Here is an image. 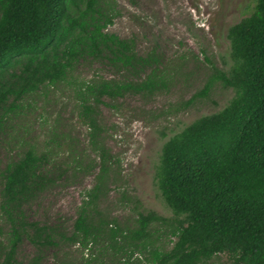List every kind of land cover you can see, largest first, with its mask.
Instances as JSON below:
<instances>
[{
    "label": "rangeland",
    "instance_id": "rangeland-1",
    "mask_svg": "<svg viewBox=\"0 0 264 264\" xmlns=\"http://www.w3.org/2000/svg\"><path fill=\"white\" fill-rule=\"evenodd\" d=\"M104 32L133 41L139 55H152L150 66L125 69L107 52H83L70 63L64 80L42 84L11 105L0 107L1 173L28 149L43 157L45 183L29 197L23 210L28 221L58 229L51 244H37L22 236L15 258L27 264H146L149 253L137 241L122 237L137 228L139 213L154 212L165 221L150 228L149 248L168 250L176 218L158 183L163 145L174 134L230 104L233 86L216 81L198 95L213 66L229 72L230 26L249 16L256 0H97ZM98 6V5H97ZM86 0L72 2L68 11L79 17ZM154 67L163 85L153 93L125 92L94 103L80 94L90 82L142 79ZM16 65L15 70H20ZM90 110L84 113V104ZM93 118L96 128L88 122ZM96 189L92 200L87 192ZM86 205L87 227L94 237L87 246L70 239L81 206ZM116 229L113 235L112 229ZM0 210V264L11 237ZM91 239V238H90ZM134 251V254H128ZM218 254L207 264H226Z\"/></svg>",
    "mask_w": 264,
    "mask_h": 264
},
{
    "label": "trees",
    "instance_id": "trees-1",
    "mask_svg": "<svg viewBox=\"0 0 264 264\" xmlns=\"http://www.w3.org/2000/svg\"><path fill=\"white\" fill-rule=\"evenodd\" d=\"M78 0H0V107L11 105L42 84L65 79L70 63L83 52L111 55L125 69L150 66L151 54L139 55L133 41L104 32L97 0H86L79 17L68 11ZM98 5V6H97ZM229 72L213 66L198 95H206L214 82L233 86L236 95L221 111L206 115L171 136L163 145L158 183L175 219L171 234L176 240L168 250L150 247V228L165 218L139 213L137 228L128 235L148 252L146 264H207L227 254L226 264H264V0H256L252 13L229 27ZM21 65L20 70H15ZM153 66L136 81L102 80L81 87L80 94L99 103L105 96L125 92L153 93L163 77ZM13 106V105H12ZM84 104V113L90 110ZM90 127H97L93 118ZM43 157L28 149L1 173L0 210L11 229L5 264H23L15 254L22 236L37 244H51L57 228L28 221L23 210L29 197L45 183ZM96 189L87 192L92 200ZM86 205L81 206L72 241L83 246L94 237L87 227ZM116 235V229H112ZM91 238V239H90ZM134 254L131 251L128 256ZM27 264H37L35 260Z\"/></svg>",
    "mask_w": 264,
    "mask_h": 264
}]
</instances>
